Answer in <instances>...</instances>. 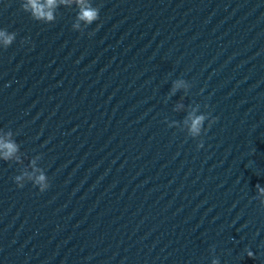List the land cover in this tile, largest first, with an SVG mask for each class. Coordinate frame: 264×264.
Segmentation results:
<instances>
[{
    "label": "clouds",
    "instance_id": "1",
    "mask_svg": "<svg viewBox=\"0 0 264 264\" xmlns=\"http://www.w3.org/2000/svg\"><path fill=\"white\" fill-rule=\"evenodd\" d=\"M73 5L78 9L75 21L72 24V29L83 33L84 28L93 24V22L100 19V7L93 6L91 0H21V9L25 13L30 14V17L37 22L44 24L54 23L57 19V10L60 6L71 8ZM91 35V33H90ZM17 36L15 32H9L7 29L0 28V48L7 49L13 44ZM21 43H24L22 40ZM192 85L185 79L179 78L172 82L171 90L168 96L175 95L178 91L183 90L187 95ZM207 107V105H205ZM201 106L199 104L189 105L187 110L183 103H177L173 109L175 112L182 110L187 111L182 123L179 121H171L168 123L169 127H177L182 131H186L187 136L195 139L206 134L211 125L216 122L217 117H212L211 113L200 112ZM199 113V114H198ZM208 121V127L205 128V122ZM167 122V121H166ZM12 130L5 131L0 129V160L7 162H15L21 165L23 163L20 151V144L16 142ZM203 147V140L201 139L197 144V148ZM42 160V155H36L30 159L27 166L21 167L18 175L13 177V180L18 188H23L25 183L31 182L34 187H38L42 193L50 187V180L45 174L44 168L38 166V162ZM257 195L254 199L258 200L260 206L264 208V187L259 183L255 186ZM211 251L215 252L213 245ZM249 258L253 257V252L245 249ZM211 264H220L218 258H213Z\"/></svg>",
    "mask_w": 264,
    "mask_h": 264
}]
</instances>
